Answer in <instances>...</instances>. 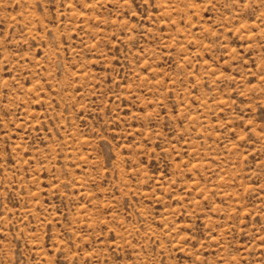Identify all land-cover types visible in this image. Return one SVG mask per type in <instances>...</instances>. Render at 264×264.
Segmentation results:
<instances>
[{
  "label": "rangeland",
  "instance_id": "obj_1",
  "mask_svg": "<svg viewBox=\"0 0 264 264\" xmlns=\"http://www.w3.org/2000/svg\"><path fill=\"white\" fill-rule=\"evenodd\" d=\"M0 264H264V0H0Z\"/></svg>",
  "mask_w": 264,
  "mask_h": 264
}]
</instances>
